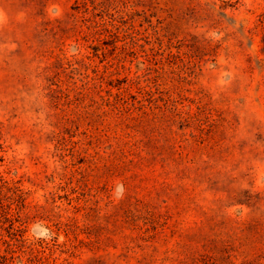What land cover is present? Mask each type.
I'll use <instances>...</instances> for the list:
<instances>
[{
  "label": "rangeland",
  "instance_id": "obj_1",
  "mask_svg": "<svg viewBox=\"0 0 264 264\" xmlns=\"http://www.w3.org/2000/svg\"><path fill=\"white\" fill-rule=\"evenodd\" d=\"M263 18L0 0V264H264Z\"/></svg>",
  "mask_w": 264,
  "mask_h": 264
},
{
  "label": "trees",
  "instance_id": "obj_2",
  "mask_svg": "<svg viewBox=\"0 0 264 264\" xmlns=\"http://www.w3.org/2000/svg\"><path fill=\"white\" fill-rule=\"evenodd\" d=\"M264 19V18H263ZM263 22V21H261ZM137 39L136 38H132L131 39V43L132 44H136ZM261 43H262V52L264 53V30L262 33V38H261ZM15 189H13L12 187L9 186V183L7 181H5L2 176L0 175V222L2 223H9V224H13L12 223V219H11V214L8 208H4L3 205V200H5V198H9L6 197L10 192H13Z\"/></svg>",
  "mask_w": 264,
  "mask_h": 264
}]
</instances>
